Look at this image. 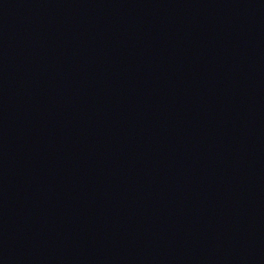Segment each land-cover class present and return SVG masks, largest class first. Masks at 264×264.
I'll return each instance as SVG.
<instances>
[{"label": "water", "instance_id": "water-1", "mask_svg": "<svg viewBox=\"0 0 264 264\" xmlns=\"http://www.w3.org/2000/svg\"><path fill=\"white\" fill-rule=\"evenodd\" d=\"M0 264H264V0H0Z\"/></svg>", "mask_w": 264, "mask_h": 264}]
</instances>
